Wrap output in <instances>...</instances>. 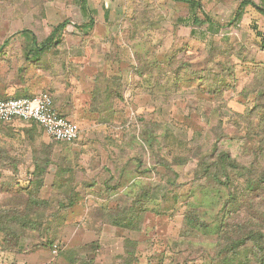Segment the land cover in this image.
Segmentation results:
<instances>
[{
  "label": "rangeland",
  "instance_id": "374dc122",
  "mask_svg": "<svg viewBox=\"0 0 264 264\" xmlns=\"http://www.w3.org/2000/svg\"><path fill=\"white\" fill-rule=\"evenodd\" d=\"M197 1L211 23L176 0H87L90 17L80 0H0V81L36 61L30 32L43 44L61 23L92 18V30L67 28L45 57L59 58L63 80L106 90L102 107H111L70 119L81 130L71 145L32 121L0 122V213L27 211L30 194L45 203L40 231L0 232V264L23 263L21 255L27 264H257L221 250L238 227L264 231V186L255 180L264 164V15L250 5L234 21L245 0ZM250 1L264 9V0ZM200 77L218 83L217 95L197 88ZM256 100L263 110L252 124ZM216 141L245 167L228 187L200 167ZM130 219V228L112 225Z\"/></svg>",
  "mask_w": 264,
  "mask_h": 264
},
{
  "label": "trees",
  "instance_id": "16d2710c",
  "mask_svg": "<svg viewBox=\"0 0 264 264\" xmlns=\"http://www.w3.org/2000/svg\"><path fill=\"white\" fill-rule=\"evenodd\" d=\"M178 2H182V3H186L188 4L192 9L195 10H200L203 12L205 18L207 19V21L209 23H211V20L208 18L206 12L204 11V8L202 6V4L197 1V0H176ZM80 5H81V9L82 12L87 15V17H90V11H89V7H88V2L87 0H80ZM253 6L254 8L257 9V11L264 15V9L261 7L256 6L252 1L250 0H245L240 4V7L236 13V16L234 17V21L236 20H240L242 15H243V10L244 8H246L247 6ZM195 23H200L199 19L196 18ZM94 20L92 18H90V25H85V26H78L75 24H72L71 21H65L63 23H61L59 26H57V28L52 32V34H50L45 42L43 44H38L37 42V37L30 32L26 38L27 40H29L32 43V46L34 48V50L39 54V56L41 57V55L43 53H46L48 51V49L52 48V46L55 45H59L61 44V40H62V32L65 31L67 28L69 27H73L81 32H88L90 30L93 29L94 27ZM28 31H22L21 34H27ZM258 35H260V33H258ZM261 36V35H260ZM10 43L9 40H6L4 43V46H7ZM264 46V44H263ZM2 48H0V52H2ZM37 55V54H36ZM182 78V75L180 76ZM180 78V79H181ZM204 77H200L199 80H197L196 83H198L197 88H202L205 85H208L209 88V93L210 95L212 94V96L217 95L216 93V87L218 83H215V81H203ZM176 83L182 84L185 83L184 81H176ZM257 83H258V95L260 96V94L263 93L264 90V79H262L261 77L257 78ZM221 83H219L220 85ZM220 88V92L218 94H220L224 87H219ZM256 91V90H255ZM254 91V92H255ZM264 95V93H263ZM108 96L106 95V98ZM19 98V97H18ZM105 97H101V98H96L94 97V101L92 106L94 107V109H99L101 111H106V110H110L111 107L109 109H107L106 107H102L105 106L104 101L106 100ZM264 107V106H263ZM263 107L260 103L254 102V106L251 108V110L248 112V119L249 121L252 122V124H254V121L257 120L259 117L260 112L263 110ZM256 115V116H255ZM243 117V116H240ZM245 117V116H244ZM247 119V117L245 118ZM4 123V122H3ZM35 125H37V127L41 128L37 123L34 122ZM42 129V128H41ZM256 136L257 135H253ZM260 136V135H259ZM262 141L264 143V136L262 138ZM219 142L220 141H216L215 146H212V149H210V151H208L207 153H205V157H202L201 159V164L200 167H204V171L205 174H207L210 177H213V180L219 185V186H227L231 185L233 180H232V175L234 174V172H239L240 169H244L245 167H241V165L237 164V162L232 158L231 153L229 151H225L222 150L221 148H219ZM59 143H64V144H69V143H65V142H59ZM71 145V144H70ZM259 155V157H263L264 158V145H262V149H261V153L257 154ZM37 163H39L37 161ZM38 165V164H37ZM47 167V164H46ZM247 169V168H246ZM254 170H250L248 171V173L252 176ZM256 177L258 179L257 182L259 183V185L264 186V164L262 165L261 170L259 171V173L256 175ZM31 183H27L24 187L23 190H29L30 191V186ZM29 199L27 204L29 205L27 208V211L19 213L17 212H7V213H0V232L4 231H15L17 234L19 232H23V231H29V232H38L41 230L42 228V224L38 223V216L39 218L42 217V215H44V213L41 212V208H44L43 205H45V203L43 202V200H41L40 198H35L33 199V194L29 196ZM33 199V200H32ZM235 201H233V199L230 198L229 201L226 202V209L225 210H231L232 205L234 204ZM129 213V212H128ZM130 214V213H129ZM135 224V222L130 219L128 220V223L124 224H120L119 222L117 223H113L112 225L115 227H121V228H130L131 226H133ZM239 229V232L237 233V235L235 236V238H226L225 237V248L223 249V251L221 250L222 256L224 255H232L233 253L236 252H243L246 254V256L248 258H251L253 260H255V262L257 264H264V231L263 229H258V230H253L251 231V229L248 232H245L244 229H240L239 227L237 228ZM53 245V244H52ZM232 253V254H231ZM127 264H134V258L131 259L130 261H125ZM75 261H72L71 264H75ZM82 264H87L82 263Z\"/></svg>",
  "mask_w": 264,
  "mask_h": 264
},
{
  "label": "crops",
  "instance_id": "0c3cea01",
  "mask_svg": "<svg viewBox=\"0 0 264 264\" xmlns=\"http://www.w3.org/2000/svg\"><path fill=\"white\" fill-rule=\"evenodd\" d=\"M36 56V61L28 62L27 65L22 67L19 66V70L27 69V72H22L15 76L16 67L13 68L11 78L7 81H0V94L27 97L28 95L48 92L53 97L57 112L66 118L77 121L83 117L93 118L95 112L92 111H96V108L94 109L92 106L94 96L101 98L100 95L103 94L106 98L108 92L106 90L102 93L98 90L95 92V86L92 84V81H77L74 75L69 77V81L63 80V77H61L60 60L57 56H52L50 61L45 57V53L41 57L38 53ZM120 83H123V81H120ZM60 95H62V100H60ZM127 96L125 91L120 92V98L119 95H114L111 99L115 102L113 110L118 111L121 108L120 103ZM115 116H118V113ZM34 254L27 256V258H30L31 263L32 259L35 258ZM20 258L23 263L18 262L19 264H27L29 262L28 259H25L26 256L21 255ZM37 260H39L38 257Z\"/></svg>",
  "mask_w": 264,
  "mask_h": 264
},
{
  "label": "built area",
  "instance_id": "2783aa9c",
  "mask_svg": "<svg viewBox=\"0 0 264 264\" xmlns=\"http://www.w3.org/2000/svg\"><path fill=\"white\" fill-rule=\"evenodd\" d=\"M15 120L37 123L56 142L75 144L81 135L78 124L57 112L48 92L4 99L0 96V122ZM57 254V250L54 251Z\"/></svg>",
  "mask_w": 264,
  "mask_h": 264
}]
</instances>
